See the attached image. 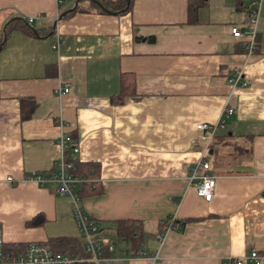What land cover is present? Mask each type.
I'll list each match as a JSON object with an SVG mask.
<instances>
[{"label":"crops","instance_id":"crops-1","mask_svg":"<svg viewBox=\"0 0 264 264\" xmlns=\"http://www.w3.org/2000/svg\"><path fill=\"white\" fill-rule=\"evenodd\" d=\"M247 1L133 0L118 14L81 7L49 36L10 32L0 50L5 245L51 236L84 242L71 198L53 180L28 178L55 172L58 138L69 134L78 148L69 154L98 164L101 191L83 196L80 205L99 233L112 238L119 219L141 226L135 250L147 254H122L133 242L119 239L107 252L113 261L229 264L252 249L264 253V0L256 49L246 52L247 33L231 31L250 26ZM61 5L0 0V35L14 17L32 16L33 27L49 29ZM124 73L135 87L120 101ZM66 84L68 92H57ZM228 106L234 110L205 152L217 180L207 202L191 178L208 134L196 124L215 122ZM39 214L42 224L27 226ZM170 216L175 224L164 228Z\"/></svg>","mask_w":264,"mask_h":264},{"label":"built area","instance_id":"built-area-1","mask_svg":"<svg viewBox=\"0 0 264 264\" xmlns=\"http://www.w3.org/2000/svg\"><path fill=\"white\" fill-rule=\"evenodd\" d=\"M57 4L61 5L64 0H55ZM261 0H251V5L253 6V13L247 15V22L250 25L246 28H240L239 26H233L231 28L233 36L239 37L244 36V33H247V40L244 42V48L246 52H251L258 47L257 45V20H258V8L260 6ZM58 15L56 16V18ZM28 22H32L34 18L29 16L27 18ZM249 28V29H248ZM60 37L57 36L56 40L53 43L54 48L59 47ZM238 77H235V81ZM57 92L64 93L68 92L71 87L65 85L62 87H57ZM222 111L221 116L215 122L197 123L196 127L208 131V134L203 136L206 138V143L203 148L204 152L196 165L193 167V174L191 176L194 181L195 191L198 196L202 197L204 200L212 199L216 178L211 174L208 169L210 167L209 161L205 158V152L209 147L211 139H213V134L215 130L220 126H224L225 116L231 113L234 109L228 106L225 107ZM58 144L61 149L59 158L55 162L56 170L54 173L49 175L43 174H32L28 178L35 179L39 183H43L47 180H53L57 183L58 190L61 194H66L71 198L72 201V215L78 226L79 233L83 236L84 249L87 252V259L92 261L94 264H114L113 259L110 256V253L114 249V243L112 240L106 236H102L99 233V228L96 224V221L90 217L87 212L83 211L80 202L83 198L76 192L75 187L77 183L81 180L79 177H74L70 173V168L73 165L74 160L77 158L75 155L68 154L67 149H72L73 154L77 152L78 148L75 145H71V136L69 134H64L59 136ZM203 167V171L198 173L197 169ZM6 179L9 181L12 179L11 176H7ZM175 217L170 216L166 221L164 228L172 227L175 223ZM2 230L0 228V264H67L72 263L73 261L83 260L84 258L77 255L69 254L68 252H61L52 249L49 245L41 241H29V243H24V246L14 253V251L6 248L5 243L2 238ZM162 235V232L158 234ZM122 254H127L130 256L134 255H146L147 252L144 250H135L134 248H122L120 251ZM264 259V253L258 252L256 249L250 250L246 256L233 258L229 264H243L246 261L252 262V264H261Z\"/></svg>","mask_w":264,"mask_h":264},{"label":"trees","instance_id":"trees-1","mask_svg":"<svg viewBox=\"0 0 264 264\" xmlns=\"http://www.w3.org/2000/svg\"><path fill=\"white\" fill-rule=\"evenodd\" d=\"M101 3H103V6L106 9H109L112 12L115 13H122L127 12L132 5L133 0H99ZM251 0H248L245 5H243L246 9V15H249L253 13L252 9L253 6L251 5ZM94 6L96 7V10L98 11H106V9L102 8L98 3L94 2ZM80 10L79 3L76 4L75 8H73L71 11L66 12L62 15H58L59 19H65L66 17L70 16L72 13ZM14 29H19L21 31H24L26 33H29L30 35L44 37L49 36L53 33H55L54 27L43 28V27H33L27 19L24 17H14L11 18L10 21H7L1 31L0 35V50L3 49L6 40L8 39V36L10 32ZM152 39V37H150ZM134 78L129 73H124L121 80V92L118 95L119 98L117 100H123L124 95H126L129 92H132L134 89ZM69 148L67 149L66 153L67 156L69 154L68 152ZM70 173L74 177H79L81 180L77 183V186L75 187L76 192L83 198V196L91 195V194H97V192L101 191V184H99L96 181V176L98 170V164H95L93 162L88 161H80L78 159H75L73 162L72 167L70 168ZM43 217L41 214L34 216L32 219L28 220L26 222L28 225H37L42 224ZM115 226L113 227V235L110 239L113 241H117L119 239L123 240H130L133 242V245L131 248L137 249L138 246L137 240H140L138 237L141 234V226L138 223V221L131 220V219H119L114 222ZM47 245H49L52 249L61 252H68L70 255H79L83 257V260H77L73 261L72 263L67 264H94L92 261L87 259V252L84 249V244L82 240L68 236H51L47 241H43ZM6 248L9 250L19 251L23 246L24 243H13V244H7L5 245ZM261 264H264V259ZM243 264H252V262L246 261Z\"/></svg>","mask_w":264,"mask_h":264},{"label":"rangeland","instance_id":"rangeland-1","mask_svg":"<svg viewBox=\"0 0 264 264\" xmlns=\"http://www.w3.org/2000/svg\"><path fill=\"white\" fill-rule=\"evenodd\" d=\"M74 2H76V0L75 1L74 0H65V2L62 3V5L60 6L59 12L61 13L64 9L69 8V7L73 6V5H75ZM94 2H92L91 0L90 1L89 0H80L79 1V7L80 8L82 7L84 9H89L91 6H94V4H95ZM60 20H63V19H58L57 21L59 22ZM122 243L123 242L121 240L117 241L116 248H118ZM113 263L114 264H123V262H121V261H113Z\"/></svg>","mask_w":264,"mask_h":264},{"label":"water","instance_id":"water-1","mask_svg":"<svg viewBox=\"0 0 264 264\" xmlns=\"http://www.w3.org/2000/svg\"><path fill=\"white\" fill-rule=\"evenodd\" d=\"M78 1H79V0H76V2L74 3L75 5H73V6L70 7V8H67V9L64 10V11H62V12L60 13V15L66 13V12H69V11H71L73 8H75V6H76V4H77ZM94 1H95L96 3H98L102 8L106 9V8L103 6V3H101L99 0H94ZM106 11L112 12V11H110L109 9H106ZM58 19H59V18L57 17L56 21L54 22L53 27L55 26V23L57 22Z\"/></svg>","mask_w":264,"mask_h":264}]
</instances>
